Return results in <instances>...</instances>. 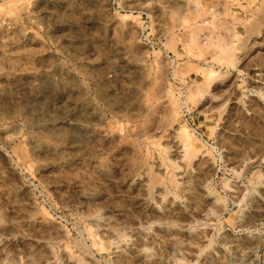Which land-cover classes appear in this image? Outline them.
<instances>
[{
	"label": "rangeland",
	"instance_id": "374dc122",
	"mask_svg": "<svg viewBox=\"0 0 264 264\" xmlns=\"http://www.w3.org/2000/svg\"><path fill=\"white\" fill-rule=\"evenodd\" d=\"M0 264H264V0H0Z\"/></svg>",
	"mask_w": 264,
	"mask_h": 264
},
{
	"label": "bare ground",
	"instance_id": "6f19581e",
	"mask_svg": "<svg viewBox=\"0 0 264 264\" xmlns=\"http://www.w3.org/2000/svg\"><path fill=\"white\" fill-rule=\"evenodd\" d=\"M213 73V72H212Z\"/></svg>",
	"mask_w": 264,
	"mask_h": 264
}]
</instances>
